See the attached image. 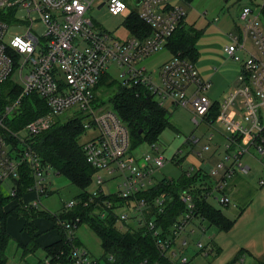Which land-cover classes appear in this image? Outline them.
<instances>
[{"label": "built area", "instance_id": "2783aa9c", "mask_svg": "<svg viewBox=\"0 0 264 264\" xmlns=\"http://www.w3.org/2000/svg\"><path fill=\"white\" fill-rule=\"evenodd\" d=\"M99 5L114 15L124 13V20L132 10L125 0H0V83L17 72L21 87L18 98L0 110V184L8 180L6 194L16 196L21 167L26 165L31 176L27 191L35 197L23 206L39 208L40 197L48 192L47 177L54 170L42 163L32 147V138L49 128L52 117L64 111H69L70 116L80 114L84 132L91 131L81 145L86 161L95 169L94 188L88 191L94 214L103 218L113 211L118 227L130 224L132 216L143 218L141 224L154 237L169 264H186L187 256L171 247L185 227L196 219L191 194L181 193L186 211L173 224L172 237H160L154 220L145 218L150 203L137 195L156 183L155 172L166 157L153 142L149 150L138 155L133 153L126 125L112 107L96 99L94 91L101 75L108 73L110 64H115L120 67L119 82L145 86L166 110L172 106L189 109L198 124L208 116L213 104L205 93L210 80L200 74L192 60L178 53L156 69L151 70L144 63L183 22L182 6L172 0H136L133 10L150 31L143 37L126 34L118 38L87 15L89 9ZM237 18L238 29L227 34L229 42L223 50L241 69L236 84L217 102L215 121L222 127L227 142L222 159L210 170L211 175L222 173L225 179L216 181L206 191L209 197L218 190L213 198L221 204L229 203L228 197L221 193L223 183L235 172L249 171L250 166L241 158L245 153L253 156L249 153L250 147L263 155L264 165V0L242 5ZM18 26H23V30L12 28ZM30 92L43 100L47 112L20 129H11L8 119L16 111L21 96ZM188 139L196 141L193 136ZM207 148V144L203 146ZM109 181L115 186L110 191L104 187ZM259 183L263 184L264 180ZM108 195L116 199L112 201ZM76 202L71 199L65 207L70 208ZM152 204L161 211L165 205L164 193L155 196ZM79 220V217L59 220L66 239H77L75 230ZM189 232L193 233L194 229ZM181 244L186 245V240ZM196 245L201 249L200 241ZM69 258L73 264L96 262L80 244L72 245ZM39 264L60 263L44 256Z\"/></svg>", "mask_w": 264, "mask_h": 264}, {"label": "trees", "instance_id": "16d2710c", "mask_svg": "<svg viewBox=\"0 0 264 264\" xmlns=\"http://www.w3.org/2000/svg\"><path fill=\"white\" fill-rule=\"evenodd\" d=\"M124 23L137 37L150 31L149 26L138 17L133 9ZM166 45L173 54L180 51V54L190 60H193L196 55L192 31L184 27L183 23L171 34ZM110 79L108 73L105 72L98 83ZM20 92L21 87L18 83L11 82L10 77L0 83V110L4 105L16 100ZM108 101L128 129L131 148H135L142 142L154 143L164 128L172 126L168 120L167 110L156 102L151 92L143 85H126L118 82L115 92ZM217 107V102H214L206 117L209 122L215 120ZM45 112H47V107L43 100L35 92H30L21 96L16 111L8 119L9 126L16 130L20 129L28 121ZM82 118V115L77 114L68 116L64 120H57L49 128L40 131L32 138V147L40 156L42 163L49 164L57 174L65 176L79 188L80 192L76 196L77 202L70 208L62 207L57 213L40 208L23 207L21 197L31 184V176H29V169L26 165L21 167V179L17 181L16 196L12 197L0 191V264H7L5 250L11 238L7 231V219L10 216L22 217L24 219L23 229L30 235L28 243L17 244L21 247L23 254L39 246L35 240L36 226L33 218L46 217L54 223L60 237L42 246L45 256L52 257L53 261L60 264H73L72 259L69 258L70 250L72 245L79 244V241L66 239L58 222L62 219L73 220L79 217L78 224L87 223L99 237L105 264H153L154 262L169 264L168 259L163 257L157 248L154 237L141 224L140 218L135 219L136 224L130 223L125 229H120L115 223L113 211L103 218L94 214V204L88 200L87 188L93 183L95 169L86 161L79 140L84 133ZM222 175L219 173L212 176L210 172L200 167L184 169L177 178H161L152 187L137 195L138 198L142 197L150 203L145 210V218L154 220L156 227L160 229V237H172L173 224L186 211L181 193L187 191L192 196V212L195 218L206 221L218 230H229L235 218L226 216L221 208L210 202V199L219 191L215 190V194L209 197L206 194V191L211 190L216 181L225 179ZM161 193L165 195V205L161 211H158L152 201ZM107 198L112 201L116 199L111 195ZM10 201H16V204L6 209ZM243 210L244 208H240L238 215ZM256 264H264V261Z\"/></svg>", "mask_w": 264, "mask_h": 264}, {"label": "rangeland", "instance_id": "374dc122", "mask_svg": "<svg viewBox=\"0 0 264 264\" xmlns=\"http://www.w3.org/2000/svg\"><path fill=\"white\" fill-rule=\"evenodd\" d=\"M128 5H132L131 0H125ZM245 2V0H223L222 8L220 12H196L197 16L204 19H212L219 17L223 13H231L236 18L239 7ZM87 15L96 21L101 27L110 33L114 34L118 38H123L126 35L125 23L123 22L125 16L122 14H111L105 6L100 8L93 7L88 10ZM20 17V16H19ZM16 31H22L23 26L12 27ZM42 29V26H39ZM224 37V34H220ZM179 53H181L179 51ZM180 56H183L180 54ZM184 57V56H183ZM149 69H156V66L150 60L146 65ZM118 68L115 64H110L107 69L109 77L112 79L105 82L98 83L95 87V97L99 101L105 102V104L111 107L108 99L115 92L118 82L120 81ZM10 81L13 83L18 82L17 72H13L10 77ZM110 82V83H109ZM114 82V83H113ZM112 83V84H111ZM168 120L172 126L164 128L159 134L156 142V146L159 151L164 154L167 159L171 156L176 149L180 148V154H185L190 149L201 152L202 155H206L209 150H204L203 146L208 144L210 147L214 144V139L208 140L209 134L214 132H221L222 127L213 121V123H206L200 121L196 124L192 117V112L180 106L170 107L168 109ZM70 116L69 111H64L58 117H52V122L57 120H64ZM10 122L8 121V126ZM13 125V123H11ZM10 127V126H9ZM11 128V127H10ZM14 129V128H11ZM16 130V129H14ZM91 133L90 130H86L80 137L82 141L86 136ZM193 135L197 141L195 143L186 142V138ZM224 148L222 147V150ZM133 153L137 151L149 150V143L142 142L132 149ZM224 151V150H223ZM249 154H244L241 158L242 162L249 163L251 170L248 175L245 176V182L242 185V191L249 194V197L245 204H238L229 199L230 208L226 204L217 202V199H210V202L232 219L235 218L231 228L227 231L218 230L215 226L208 224L204 220L194 219L189 223L184 231L178 236L175 242L172 244V249L180 250L183 255L187 256L188 261L186 264H256L264 261V183L259 184V181L264 180V166L261 164L263 155L255 151L254 147L249 148ZM216 158H222V152L215 154ZM206 170H209L210 164L208 161H204L202 165ZM179 166L174 160H167L163 166H160L155 172V180L161 177L174 178L180 172ZM57 179L54 183L56 189L52 194L47 197H43L42 206L50 211H59L63 205L71 199L77 201L76 194L79 192V188L72 184L65 176L61 174H55ZM157 182V181H156ZM9 181H3L0 184V188L4 192H8ZM104 187L113 189V184H105ZM94 188L93 184L89 186V190ZM233 206L235 208H233ZM244 207V210L237 215L240 208ZM233 208V209H232ZM130 223L136 224L135 216H132ZM138 218H136L137 220ZM17 220H12V222ZM143 222L141 218L140 222ZM19 222V220L17 221ZM125 229V227H118ZM193 228L194 232L190 233V229ZM75 235L79 241V244L84 246L91 259L95 260V264H105V260L102 256L103 249L100 245V239L97 234L91 229V227L81 222L78 224ZM186 240V245L182 246V239ZM202 243L201 249L197 247V242ZM8 264H37L39 259H43L44 250L42 247H37L34 253L23 254L21 247L17 246L16 241L13 238L9 239L8 245L5 250Z\"/></svg>", "mask_w": 264, "mask_h": 264}, {"label": "crops", "instance_id": "0c3cea01", "mask_svg": "<svg viewBox=\"0 0 264 264\" xmlns=\"http://www.w3.org/2000/svg\"><path fill=\"white\" fill-rule=\"evenodd\" d=\"M222 1L223 0H172V3L182 6L185 10V16H184L182 23L184 24V27L192 31L193 46L196 51V55L192 61L195 63L200 74L204 78H207L210 80V85L205 93L207 97L211 100V102L213 103L218 102L224 96L227 90L236 84L237 75L241 69L240 65L234 60H232L231 58L227 57L223 50L224 45H226L229 42V38L227 34L229 32L234 33L238 29V25H239V20L237 18L238 11L236 14V18H234L231 13H228V14L223 13V14H220L219 17L216 16L212 18L211 20L206 19V18L202 19L198 17L196 12L198 13L199 12H220V9L222 8ZM257 1L258 0H245V2L242 5H245L250 2L257 3ZM131 2H132L131 8L133 9L135 8L136 0H131ZM262 25L264 27V21L262 22ZM126 34H132L131 30L129 31V29H126ZM147 34L142 35L141 37L146 36ZM220 34H224L223 35L224 37H222ZM166 44L167 42L158 51L149 55L144 60V63L147 65V62L150 60V62H153V64L157 68L164 61L169 59L173 55V52H171L168 49ZM250 48L254 50L253 46ZM177 53L180 54L179 51H177L174 54H177ZM202 121L206 123H213L212 121L209 122V120H207L206 118ZM212 138H218V139H214V144L212 147H210L207 144L208 148L204 150H209V152L206 153V155L205 153L204 155H202L201 152L194 151L193 149L188 150L187 152H185V154H180L179 152L181 151H180V148H178L176 149L175 152L171 154L170 157H168L169 159L174 160L176 164L179 166V168L181 169L179 174L174 178H177L181 174V171L184 169H190V168L197 169L200 167L204 168L202 165L205 160L208 161V163L210 164V168L209 170H207L208 172H210L211 169L215 168L216 164L220 161V158H216L214 160L215 154L217 155L222 152V157H223V154L225 153V144L227 142V138H226V135L222 134L221 132H214L213 134H209L207 137L208 140H211ZM194 139L196 138L194 137ZM185 141L192 144V143H195L197 139L195 142H193V141H190V139H188L187 137ZM154 143L156 144V142ZM222 147L224 148L223 149L224 151L222 150ZM141 152H144V151H137L135 154L138 155ZM169 159H167L166 157V161ZM247 164L250 166V169H249L250 171L251 165L249 163ZM249 171L247 173H241V172L233 173L232 176L223 183L221 193L226 195L228 199L232 200L235 203L245 204L249 197V194L245 193V191H242L241 187L244 184L245 179H246L245 176L248 175ZM55 174L57 173L54 171L48 175L47 177L49 180L48 192L46 195H42L40 197V202H39L40 209H45L51 213H57L61 209L59 211L53 212L41 206H42V200H43L42 198L49 196L56 190L54 188V183H55V180L57 179V176H54ZM161 178L172 179L169 177H161ZM154 179H155V175H154ZM158 180H155V181H158ZM107 183L110 185L113 184V187H114L113 182L109 181ZM92 184L94 187V182ZM87 190L90 191L91 189L89 190V187H88ZM108 190L110 191L112 189H108ZM0 191L6 194V192H4L2 189ZM78 193L76 194V196L78 195ZM34 197L35 195L33 192L26 190L21 197L22 204L27 203ZM15 204H16V201H10L9 203H7L6 209L14 207ZM226 206L227 208L228 207L230 208V203L226 204ZM63 207H65V204L63 205ZM233 208L235 207L233 206ZM239 212L240 211H238L237 215L239 214ZM12 220H17V221L19 220V222L17 221L12 222ZM23 223H24V219L22 217L16 218V217L10 216L7 219V231L10 234L11 238H13L17 244L18 243L26 244L28 243L30 239L29 233L25 229H23ZM33 223L36 226L35 240L39 244L38 247H42L44 245H47L59 239L60 233L58 229L54 226V223L51 220L47 219L46 217H35L33 218ZM183 240L184 238L181 241ZM17 246L20 247L19 245ZM35 250L30 251L26 253L25 255L34 253ZM40 261L41 259L38 260L37 264Z\"/></svg>", "mask_w": 264, "mask_h": 264}, {"label": "water", "instance_id": "95a60500", "mask_svg": "<svg viewBox=\"0 0 264 264\" xmlns=\"http://www.w3.org/2000/svg\"><path fill=\"white\" fill-rule=\"evenodd\" d=\"M101 5H99V7H100ZM141 131V130H140Z\"/></svg>", "mask_w": 264, "mask_h": 264}]
</instances>
